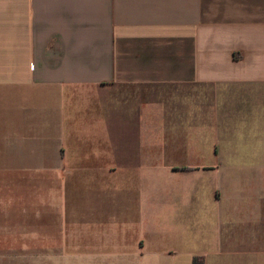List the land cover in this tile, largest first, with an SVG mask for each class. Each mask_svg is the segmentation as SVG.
Instances as JSON below:
<instances>
[{
    "label": "crops",
    "instance_id": "1",
    "mask_svg": "<svg viewBox=\"0 0 264 264\" xmlns=\"http://www.w3.org/2000/svg\"><path fill=\"white\" fill-rule=\"evenodd\" d=\"M264 264V0H0V264Z\"/></svg>",
    "mask_w": 264,
    "mask_h": 264
},
{
    "label": "trees",
    "instance_id": "2",
    "mask_svg": "<svg viewBox=\"0 0 264 264\" xmlns=\"http://www.w3.org/2000/svg\"><path fill=\"white\" fill-rule=\"evenodd\" d=\"M190 264H203L201 257H193Z\"/></svg>",
    "mask_w": 264,
    "mask_h": 264
}]
</instances>
